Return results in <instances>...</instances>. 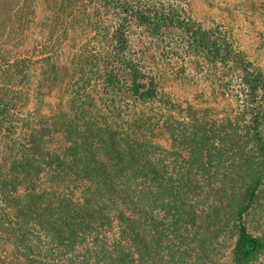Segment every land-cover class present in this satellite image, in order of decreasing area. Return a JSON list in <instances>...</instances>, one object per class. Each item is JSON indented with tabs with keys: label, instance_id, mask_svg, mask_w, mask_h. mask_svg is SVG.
Segmentation results:
<instances>
[{
	"label": "trees",
	"instance_id": "obj_1",
	"mask_svg": "<svg viewBox=\"0 0 264 264\" xmlns=\"http://www.w3.org/2000/svg\"><path fill=\"white\" fill-rule=\"evenodd\" d=\"M75 20L89 32L66 58ZM135 28L220 69L236 113L164 93ZM263 191L264 71L228 31L174 0H12L0 14V264H248Z\"/></svg>",
	"mask_w": 264,
	"mask_h": 264
},
{
	"label": "rangeland",
	"instance_id": "obj_2",
	"mask_svg": "<svg viewBox=\"0 0 264 264\" xmlns=\"http://www.w3.org/2000/svg\"><path fill=\"white\" fill-rule=\"evenodd\" d=\"M174 1L184 3L187 13L205 28L217 26L228 31L235 45L264 71V0ZM11 5L12 0H0V14ZM43 16L44 12L41 13ZM74 24L68 31L61 32L58 38L57 49H64L66 58L81 46L89 32L82 21L80 25L75 20ZM160 38L151 35L145 28H135L131 33L134 54L145 70L159 80L164 93L182 104L206 108L217 119L236 113V95L228 94L219 86L218 80L223 75L220 69L215 70L200 53L178 44L176 39ZM162 143L169 146L170 141L165 138ZM246 223L253 233L264 238V191L260 201L246 215ZM236 237V230L227 233L226 245L219 250L222 260L230 262ZM248 264H264V250Z\"/></svg>",
	"mask_w": 264,
	"mask_h": 264
}]
</instances>
